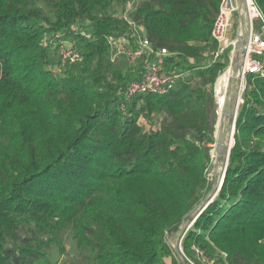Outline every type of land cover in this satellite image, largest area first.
<instances>
[{
    "label": "trees",
    "instance_id": "trees-1",
    "mask_svg": "<svg viewBox=\"0 0 264 264\" xmlns=\"http://www.w3.org/2000/svg\"><path fill=\"white\" fill-rule=\"evenodd\" d=\"M220 1L0 0V264H51L66 235L75 264H178L166 235L209 190ZM118 9L189 77L127 96L145 67L109 59ZM58 38L82 59L56 70ZM245 81L223 183L181 241L195 264H264V75Z\"/></svg>",
    "mask_w": 264,
    "mask_h": 264
},
{
    "label": "built area",
    "instance_id": "built-area-1",
    "mask_svg": "<svg viewBox=\"0 0 264 264\" xmlns=\"http://www.w3.org/2000/svg\"><path fill=\"white\" fill-rule=\"evenodd\" d=\"M251 3L255 9L256 16L252 24V30L249 32L247 38H245L241 81L242 79L245 80L247 73H260L264 75V17L254 0H251ZM130 6L131 3H128L127 9ZM238 18V9L234 0H221L218 14L211 30V35L216 41V47L210 52L207 60L204 62L211 63L220 59L230 46L233 49L235 36L230 38L229 34L230 28L235 26L236 35ZM125 19L131 26L128 32L118 35H107L106 43L110 61L114 62L120 56L130 57L136 61L139 60L145 67L140 79H133L128 83L126 89L127 96H131L137 92L162 93L171 88L177 80L189 77L190 69L198 65L194 59H182L165 47H155L143 35L142 29L128 19L127 15ZM255 20H258V26H255ZM55 37L57 38V34H55ZM56 47L58 59L56 70L61 69L65 64L76 63L82 59V55L75 47V44L68 39L58 38ZM231 57L224 69L230 63ZM181 60L185 62L182 63ZM179 63L183 66L180 67ZM245 82L242 85L241 94L244 92ZM214 86L215 82L213 92ZM242 101L241 99V103Z\"/></svg>",
    "mask_w": 264,
    "mask_h": 264
},
{
    "label": "bare ground",
    "instance_id": "bare-ground-1",
    "mask_svg": "<svg viewBox=\"0 0 264 264\" xmlns=\"http://www.w3.org/2000/svg\"><path fill=\"white\" fill-rule=\"evenodd\" d=\"M235 5L238 9V23L235 39H234V47L232 52L231 61L229 66H227L223 72L216 78L215 86H214V99L216 105V123H215V131L214 137L216 139V143L218 145V150H216L217 157L221 152V146L223 145V128L225 126V117L228 116L229 118H235L236 112L232 108L234 107L233 102L231 100V92L232 87L227 93V85L229 83L230 78H234L235 76L241 77L242 74V56H243V44L242 38H247L249 32L252 30V24L256 16L255 9L251 3V0H234ZM240 62V65H239ZM227 69V70H226ZM226 70V72H224ZM227 93V95H226ZM241 101V100H240ZM234 126V125H233ZM234 134V130H233ZM215 141V140H214ZM232 144L231 146L233 145ZM230 146V148H231ZM227 151V161L220 163L221 167H225L228 164V154L229 149ZM220 181L213 182L210 186L209 190L205 193V195L195 204L183 217V220L180 221L178 226V231L175 233V237L170 246L174 257L177 260L179 257L180 262L182 264H186L185 260L181 258L179 254V250L181 249V236L184 229L188 226V224L192 221L193 217L195 216L196 212L203 206V201L207 196H216L219 188H220ZM179 243V244H178ZM175 245V246H174Z\"/></svg>",
    "mask_w": 264,
    "mask_h": 264
},
{
    "label": "rangeland",
    "instance_id": "rangeland-1",
    "mask_svg": "<svg viewBox=\"0 0 264 264\" xmlns=\"http://www.w3.org/2000/svg\"><path fill=\"white\" fill-rule=\"evenodd\" d=\"M116 12L118 13V15H120L124 19V21L126 20L125 19L126 12H124L120 9H118ZM126 24H127L126 32H128V30L131 26L128 22H126ZM255 26H258V20H255ZM235 30H236L235 26L230 28V34H229L230 38H232V36H235ZM237 31H238V29H237ZM232 52H233V49H232V46H230L224 54L225 57H223V60L226 61V63H227V61H229V58L232 56ZM207 58H205V60H207ZM119 59H123L124 61H126L127 68H129L128 70L135 68L138 64L141 63L139 60L136 61L130 57L120 56L117 60H119ZM181 62L184 63L185 61L181 60ZM239 65H240V62H239ZM228 66H229V64H228ZM226 70L224 72H226ZM244 82H245L244 79H242V81H241V77L237 78L235 76L234 78H230L229 83L227 85V93L232 87V92H231L230 98H231L233 105H234V107L232 109L235 110V112H238L239 106L241 105V101H240L242 99L241 90H242V85H244ZM227 93H226V95H227ZM213 117H214V111H213ZM233 125H234L233 119L226 116L225 117V126L222 130L223 131V145L221 146V152H220L218 157L216 154V150H218V145L216 143V139H215L214 143L210 145L211 146V152H210L211 159H210V162H209V165L207 168V174H206L209 188L214 181V178H215L217 171L221 167L220 163L227 161V151H228V148H230L232 141H233ZM177 231H178V228H177V230L168 232L166 235L167 243L170 246H172V243H173V240L175 237V233ZM186 231H187V229H186ZM183 235H184V233H183ZM183 235L181 236V241H182ZM65 244H66V249L64 252H58L57 250H54L52 252V254L50 256L51 264H75L76 261H79V259L75 255V249L73 246L72 239L68 235L65 236ZM180 245H181V242H180L179 246ZM179 254H180L181 258H183L185 260L186 264H195L184 255L183 248H181L179 250ZM165 261L167 264H174L168 260V256L165 257ZM177 262H178V264H182L180 262L179 257H177ZM80 264H83V262ZM202 264H207V263L202 261Z\"/></svg>",
    "mask_w": 264,
    "mask_h": 264
},
{
    "label": "water",
    "instance_id": "water-1",
    "mask_svg": "<svg viewBox=\"0 0 264 264\" xmlns=\"http://www.w3.org/2000/svg\"><path fill=\"white\" fill-rule=\"evenodd\" d=\"M242 44H243V52H244V44H245V38H242ZM242 59H243V56H242ZM235 120H236V115H235V118H234V126H233V130L235 131ZM226 168L227 166L225 167H220L219 170L217 171L216 175H215V178H214V181L213 182H221L220 183V188H221V185L223 183V179H224V175H225V172H226ZM219 188V190H220ZM216 196H207L205 197L204 199V203H203V206H201V208H199V210L196 212L195 216L193 217L192 221L188 224V226L184 229L183 233H185L186 229H188V227H190V225L194 222L195 218L198 216V214L202 211V209L209 203L211 202ZM185 215V214H184ZM184 215L182 216V218L179 220L182 221L183 220V217ZM178 222V223H179ZM168 229V228H167ZM165 229V231L167 230ZM164 231V233H165ZM182 233V235H183Z\"/></svg>",
    "mask_w": 264,
    "mask_h": 264
}]
</instances>
